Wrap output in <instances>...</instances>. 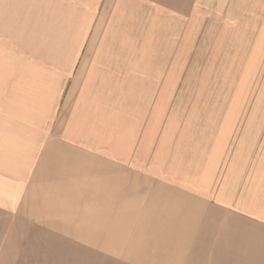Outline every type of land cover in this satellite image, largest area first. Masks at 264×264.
I'll return each mask as SVG.
<instances>
[{
	"label": "rangeland",
	"instance_id": "rangeland-1",
	"mask_svg": "<svg viewBox=\"0 0 264 264\" xmlns=\"http://www.w3.org/2000/svg\"><path fill=\"white\" fill-rule=\"evenodd\" d=\"M135 21L116 27L135 39L126 47L158 53L160 66L152 75L160 125L152 153L144 147L143 155L159 167L151 177L158 172L185 192L129 176L134 196L154 190L147 200H108L119 197L111 186L83 187L95 197L89 211L93 202L77 203L79 187L41 193L49 175L36 169L27 185V229L48 233H27V264L241 263L239 249H226V234L216 233L223 210L215 191L245 204L264 196V0H197L187 19L161 11ZM15 77L0 74V82ZM119 176L111 181L123 188ZM201 183L207 193L195 188Z\"/></svg>",
	"mask_w": 264,
	"mask_h": 264
},
{
	"label": "crops",
	"instance_id": "crops-1",
	"mask_svg": "<svg viewBox=\"0 0 264 264\" xmlns=\"http://www.w3.org/2000/svg\"><path fill=\"white\" fill-rule=\"evenodd\" d=\"M196 1H0V74L16 75L0 82L1 264H27V233H48L27 229V185L36 169L49 175L41 193H54L52 185L79 187L77 203L93 202L89 211L95 197L83 187L111 186L119 197L108 200H147L154 190L134 196L129 176L185 192L158 172L151 177L159 167L143 155L144 147L152 153L160 125L159 82L152 76L160 73L159 54L128 49L135 39L116 27L161 11L187 19ZM33 90L39 95H29ZM117 173L123 188L111 181ZM195 188L207 193L202 183ZM215 200L223 210L215 229L226 234V249H239L240 264H264V196L245 204L234 193L221 197L217 188Z\"/></svg>",
	"mask_w": 264,
	"mask_h": 264
}]
</instances>
